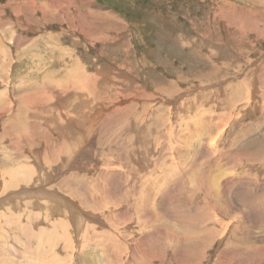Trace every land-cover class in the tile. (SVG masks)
I'll return each mask as SVG.
<instances>
[{"label": "rangeland", "instance_id": "1", "mask_svg": "<svg viewBox=\"0 0 264 264\" xmlns=\"http://www.w3.org/2000/svg\"><path fill=\"white\" fill-rule=\"evenodd\" d=\"M262 68L264 0H0V113L4 111L0 114V170L6 174L24 167V163L52 161L60 154L59 150H65L64 144H77L82 140V134L84 140L85 137L88 139V129L96 123L103 134L92 127V133L97 136L87 146L85 161L88 167L96 164L92 171L96 175L105 171L110 158L127 164L132 151L140 147L135 140L129 139L128 129L134 138L140 133L145 137V130L154 133L164 130L161 134L164 137L153 139V150L146 149L142 160L155 162L152 157L156 150L169 162L176 161L179 155L174 147L178 145L177 140L171 139L165 128L171 111L177 115L191 107L189 115L193 116L213 107L214 100L224 104L244 103L250 90L256 86L264 88L260 86L264 85ZM85 78L88 81H84ZM226 96L228 99H224ZM250 97L254 95L250 94ZM255 97L259 107L254 109L249 103L247 112L231 110L229 127L224 125V134L215 142L214 163H201L206 169L217 167L218 170L211 173L213 180L207 184L211 190L206 187L212 198H215L218 181L225 178L221 169H226L229 174L228 192L220 193L218 199L221 225L204 218L207 217L206 209L213 207L207 200L194 204V200L183 199L186 204L182 205L175 201L180 197L179 193L193 183L182 177L178 185L168 187L166 199L161 204L155 205V202L153 209L160 217L156 223L167 231L166 237L170 232L176 238L184 237L186 243L176 244L168 237L166 240L171 242L158 246L160 257L154 256L152 261H155L150 264H264V105L260 107L264 97L261 94ZM128 100L130 102L126 103ZM118 106L120 109L116 108ZM223 110L219 111L224 113ZM74 111L80 112V120L74 126L66 125ZM61 113H66V118H61ZM172 119L173 124L178 123ZM221 119L220 115L205 127L204 138L199 136L189 147H183V158H179L183 164L192 161L189 164L197 166L200 161L210 160L207 153L202 154L199 150V138L205 143L215 137L217 132L212 129ZM12 120L13 123L18 120L13 127ZM82 145L85 146V142ZM149 146L147 144V148ZM48 155L52 159L47 160ZM242 159L250 162L245 163V169L242 170L240 165L238 170L235 168L237 160ZM139 170L140 167L130 173L135 184L139 179L145 181L155 174L142 175ZM203 172L207 173L205 169ZM195 174L197 176V172ZM96 175L84 171L80 175L83 176L81 181L80 177L75 180L70 177L72 190L66 188L65 196L80 207L91 203L92 194L101 199L103 192L93 183L103 186L105 181ZM55 177L52 176V186L59 181ZM215 184L217 188L212 190ZM65 185L69 187L68 183ZM38 187L34 193L39 192ZM4 188L0 190V200L5 198ZM57 188L59 186H53L56 191ZM119 192L126 194L124 190ZM132 192L128 198L130 204L123 198L124 205L120 208L123 199L119 197L121 200L116 201L117 208L121 209L117 218L124 219L122 211L126 204L134 205ZM155 192L158 197L160 191ZM201 199L198 194L196 203ZM18 203L20 208L14 207L15 212L22 210V201ZM1 205L0 208L7 211L3 207L5 204ZM139 211L138 206L139 215L135 212L133 217L137 221L131 224L140 231L136 238L144 233L141 232L144 222L138 217L142 213ZM235 214L238 215L234 219ZM60 218L65 219L62 215ZM21 221L16 223L24 226L12 235L11 219L6 222L0 218V227H5L4 234L10 232L7 234L9 246H1L4 250L1 254L17 263L27 251L37 263L42 260V255L43 259L47 258V264H55L49 261L47 253L35 248L41 245L36 234L51 227L52 216L40 218L36 225L30 224L33 235L28 237L22 229L26 227L24 218ZM5 223L10 224L9 229ZM211 228L217 232L205 235ZM120 232L115 234L116 238L135 234ZM190 237L194 239H187ZM151 239L156 242L158 237L151 235ZM107 240L100 242L98 239L97 245L88 244L85 248L82 243L73 264H146L144 261L131 262L128 258L125 262L126 253L133 252V248H126L125 244L120 257L110 254ZM157 243L162 242L160 239L151 242L150 247L155 249ZM42 245L49 248L48 244ZM59 252L62 261L68 252L66 249ZM0 264H4L2 257ZM9 264L12 263L9 261Z\"/></svg>", "mask_w": 264, "mask_h": 264}, {"label": "bare ground", "instance_id": "2", "mask_svg": "<svg viewBox=\"0 0 264 264\" xmlns=\"http://www.w3.org/2000/svg\"><path fill=\"white\" fill-rule=\"evenodd\" d=\"M262 69H264V68H262ZM84 81H88V78H85ZM81 84H82V82H81ZM81 84H79L78 87H80ZM260 86L264 87V85H260ZM255 88L256 89H254V90H250V94H253L254 97H250V94H249L248 95L249 98H247L246 101H244V103L239 104V103L234 102V103H230V104H224L221 102V100H219V101L214 100V103L212 102L211 106L215 107V109L213 107H208V109H205L203 111V113H197L196 115H194L195 113L194 114L192 113L193 116L189 115L191 112V107H189V108L187 107V109H186V107L183 106V107H185L186 110L182 111L181 109H183V108H181L180 110L183 113L179 112V114H177V115L172 110L173 112L171 111V113L168 115L167 122L165 123V128H167V133H168V135H170V138L171 139L176 138V140H177L176 144H178V145H175V146L173 145L176 149V153L179 154L178 157H176V161L169 162L168 160H166L167 158L165 157V155L158 154L156 150H155V152H153L154 157H152V158H155L154 159L155 162L149 163L150 162L149 160H147V161L142 160L143 154H146V153H144L146 149H148L150 152L153 150L152 149V143H154V142H152L153 139L155 140L156 138L160 139L161 137H164L161 135V134H163L162 131L164 132V130H162L161 132H158V133H154L152 131H149V130L146 131L145 130V133H146L145 137H142L141 136L142 133H140L138 138H134V136L130 134V129H128L127 134L130 137L129 139L135 140V143H139L140 147L138 149H134L132 151L131 157L129 156L130 158L126 157L128 159L127 164L119 163L117 160L110 158V163L109 164L106 163L105 171L96 175V173L92 172L93 170L96 169V167L93 168L96 164L92 167H88V164L85 166V161H87V150H88L87 146L90 143H92L93 139H95V137L97 136L96 133L95 134L92 133L91 129H92L93 125H91L90 129H88L89 130V132L87 134L89 136L88 139L85 137V140H84V137L82 134V136H81L82 140L81 141L79 140L77 144L74 142H71V144H69V143L64 144L65 150H63V151L59 150L60 154L57 155L58 157L53 156V157H55L53 159L51 157H49V155L46 157L47 160L52 159V161L41 162V160H39L40 164H38L36 161H33L34 164L32 163V164H27V165H25V163H24L23 164L24 167L21 166L19 169H16V170L14 169V170H12V172L9 171L6 174L0 170V190L3 186L5 187L4 191H3L5 198L3 200H0V206L2 207L1 204L4 203L5 205L3 207L5 209H7V211H3L0 208V218L2 220L5 219L6 222L9 221V218L11 219L12 233H10V232H8V233L13 235L15 232L18 231L17 228L23 227L24 226L23 224H21V223L17 224L16 222L17 221H18V223L22 222L21 220L24 218L23 223L26 225V227H24L22 229H25L24 235L27 234L26 237H28L29 235H33V234H31L32 233L31 232L32 226H29L30 224L36 225L37 222L40 220V218L48 219L49 217L52 216L51 227L48 230L41 229L36 234L38 236V239H40V241H41V242L38 241L41 245L38 244L35 248L39 249V251H41V252L43 251L44 253H47V256H49V258H48L49 261L52 260L55 262V264H73L75 256L77 255L78 251H80L82 248V243H85L84 248L88 244L90 246H95L98 243V239L100 240V242L108 239L107 242H105L106 246L108 248V251H110V254L114 255L115 257L116 256L118 257L120 254H123V248L125 247L124 244L126 245V248H127V246L132 247L133 252L128 251L126 253L127 255L125 257V262L127 261V258H128L131 262L144 261L146 264H150L151 262L155 261V260L152 261L154 256L160 257V250L158 249V246H162L163 244L166 245V243L169 244V242H171V241L168 242L166 240L168 237L170 240L175 241L176 244L186 243L185 242L186 240L184 237H177L176 238V237L172 236L170 234V232H169L168 237H166V233H165L166 230L164 229L165 227L164 226L159 227L158 223H156V221L160 220V217L159 218L157 217L158 212H156V210L154 212V209H153V205L155 204V202H156L155 205L161 204L166 199L165 193H166V190L168 189V187L171 185H178L179 182H181L182 177H186L189 181H193V183L190 185V187L188 189H185L184 192H180L179 193L180 197H178V198L176 197L175 201L177 203H181V205H182L183 203H185V201L189 202L191 200L192 201L194 200V204H199L200 202H202V201L205 202L207 200L208 202L207 201L206 202L209 203V205L213 206V207L206 209L205 213H206L207 217H204V218H207L206 221H214L216 224L221 225L220 223H222V221L219 218L221 210L219 208L220 206L218 204L219 203L218 199H219V194L222 192L225 193V191H227V187L230 186L229 185V183H230L229 174L226 171V169H221V170H224L225 178L218 181V183H219L218 188L215 187L217 183L212 187V190H213V188L214 189L217 188L216 194L213 193L215 195V198H212L206 192V187L211 190L210 185L208 186L207 184L209 183V181L213 180L211 173L215 174L218 172V170H216L217 167L206 169L207 167L204 168L201 163H206L208 165L214 163L215 156L217 155L216 150L214 149V146L216 145L215 144L216 139H218V137H220L221 134H224V131H225V130H223L224 125L225 124L227 125L229 123V118H230L229 114L233 108H234V110H242L243 112H247L245 110H246L247 105H249V103L251 104V106H253L254 109L259 107L258 101L255 99V98H257V97H255V95L261 94L264 97V88L260 89V88H257V86ZM256 92H257V94H256ZM228 97L229 96H226V97H224V99L225 98L228 99ZM190 99H191V97H190ZM193 101H195V100H193ZM128 102H130V101L129 100L126 101V103H128ZM121 103H125V102H120L119 104H121ZM194 103H196V102H194ZM176 104L177 103H175L173 105V109H174ZM185 104H187V103H185ZM263 105L264 104H262L260 107H262ZM218 106L220 107L219 109H218ZM181 107H182V104H181ZM116 108L120 109L119 106ZM205 108H207V107H205ZM177 109H179V108H177ZM198 109H197V112H198ZM192 110H193V108H192ZM219 110H223L224 113H221V111H219ZM2 113H4V111H2ZM2 113H0V114H2ZM74 113H75V111H74ZM80 115H81L80 112L75 113V114H71V117L69 115L68 120L65 119V120H67L66 125L72 124V126H74V124H76V122L80 120V119H78L80 117ZM220 115L222 117L220 123L218 124V126L216 128L212 129L213 131L217 132V135L216 136L214 135L215 137H213V138L209 137L210 139H208L205 143L203 141L201 142V140H203V139L200 140V138H199V143H200L199 150L201 151L202 154L207 153V156H209L210 160H207V162L200 161L199 165H197V166L189 164L192 161H190L188 163L186 161V163L183 164L182 160L179 159V158H183V151H182L183 147H185V149H186V146H188L190 143L193 144L194 140L197 141V137H199V136L203 137L202 134L204 132L205 127L208 124L215 122L216 119L220 118ZM66 116H67L66 113H61V118H66ZM172 118H175L178 121V123L177 122L176 123L180 124V125H176V123L173 124ZM232 119H230V121ZM94 120H96V119H94ZM17 122H18V120H16L13 123V120H12L11 127H13V124H15ZM184 125L186 126V128ZM93 128L97 132H100V135L103 134V132L101 131V128L99 127V123H96ZM9 130H10V128H9ZM27 133H29V131H27ZM126 139L127 138H125L124 140H126ZM150 139H152V140H150ZM84 142L86 144L85 146L82 145V143H84ZM132 142H134V141H132ZM147 144L150 145L149 148H147ZM59 145L62 146V144H59ZM86 147H87V149L85 150ZM130 148H132V147H130ZM158 155H160V157L156 158V156H158ZM43 156H45V155H43ZM108 156L109 155L107 154L106 158ZM58 160H59V162H58ZM183 160H185V158ZM199 160H201V158ZM237 161L238 162H237V165L235 168H237L238 170H239L240 165H241V168L243 170V169H245V163L250 162V160H245V159L237 160ZM124 162H125V160H124ZM138 167H140L139 171L142 172V175L148 174L149 172L155 173V174L151 178L149 177L148 179H146L145 181L143 178H141V179H139V181H137L138 183L135 184L134 178H133V180H131L130 173H133V171H137ZM204 169L207 171L206 174H205V172H203ZM84 171H88L91 174V176L96 175L98 178H102L103 181H105V183L103 184V186L100 183H93L95 186H98L100 191L103 192V196L101 199L99 198L100 196L98 197V196H95L93 194L92 195L89 194V195H91L90 196V202L91 203L90 204L84 203L85 205L84 206L81 205L82 207H80L78 205L79 203L77 205H75L71 199H69L68 197L65 196V194L67 191L66 188H69L70 191L72 190V184L70 185L68 179L70 177H72L75 180L76 177L77 178L80 177L79 180L81 181L83 179V176H80V175ZM196 172H197V176L195 174ZM12 174H14V175H12ZM137 174H138V172L135 173V175H137ZM54 175L56 176L55 179L57 181L59 180L57 182V184H53L54 187L59 186V188H57V191L53 189V186L51 183L54 180L52 178V176H54ZM170 175H171V177H169ZM126 176H127V179L125 178ZM111 177L116 179L117 182L115 180L111 179ZM169 178H170V180L171 179H173V180L169 181ZM4 180H5V182H4ZM3 182H4V184H3ZM213 182H215V181H213ZM66 183L69 184V187L67 185H65ZM114 183H115V185H117V187L114 185ZM143 184H144V186H143ZM1 185H3V186H1ZM38 185H39V187H38L39 192L34 193L35 188ZM218 189H219V192H218ZM120 190H124L126 194H121L119 192ZM131 191H133L132 196H135V197H132V198H134V200H131L132 204L134 203L135 206L134 205H132V206L128 205V204H130V200H128V198L130 199ZM155 191H160L159 192L160 195L158 197H157V193ZM193 191H194V193L189 196V193L193 192ZM211 193H212V191H211ZM198 194H200L202 199H201V201L196 203L197 202L196 197ZM1 195L2 194H0V196ZM96 195H98V194L96 193ZM214 195H213V197H214ZM119 197L122 199L124 198L125 201L129 202L128 204H126L124 206L123 211H122V217L124 219H119L116 217V216H120V215H118L121 211V209H119V207L122 208L124 205L123 204L124 199H123L122 204L117 208V206L119 205L117 202L119 200H121V199H119ZM19 201H22V205H21V206H23L22 210L18 209L17 212H15L14 207L18 208L20 206L18 203ZM92 206L94 207L93 208L94 210L96 209L97 213H96V211H94L92 209ZM138 206L140 207V211L142 212L141 215L138 217H142V221L144 222V223H142V224H144V226L141 228V232L143 231L144 233L142 234L143 236L136 238L138 235V232L140 233V231H137L135 229L136 225L133 227L131 224L133 221L134 222L137 221V220L135 221L133 219V217L135 215V212H136V214H138L137 213L138 212ZM32 209H35L37 211L33 212ZM89 209H90V211H89ZM61 215L66 220L61 219L60 218ZM237 215L234 216V219H235V217H237ZM243 215H245V214L243 213ZM16 216H18V217H16ZM20 217H21V220H20ZM128 219L130 221H128ZM135 219H138V218H135ZM118 221H119L118 226H116L115 222H118ZM138 223H140V222H138ZM5 225L9 229L10 224L8 225L7 223H5ZM72 227H73V231H72ZM137 227H139V226H137ZM4 229H5V227H4ZM4 229H3V227H0V248H1V246L3 248H5L6 246H9L8 236H7L8 233L7 234L5 233L6 234L5 235L4 234L5 231H3ZM113 230H116V231L114 232ZM120 230L126 232L127 234L129 232H131V233L135 232V234L131 235V236L130 235L125 236L123 239H122V237L120 239L119 236L116 238L115 234H117L118 231L120 232ZM209 230H211L210 233L205 232V235L210 236L213 232H217V231H215V228L214 229L211 228ZM221 231H220V233H221ZM6 232H7V230H6ZM99 232H101V234H99ZM120 234H121V232H120ZM151 235H155L156 237H158L157 240L160 239V241L162 242L161 244L157 243L158 245H157V247H155V249L150 247V246H151V242L156 243L157 240H156V242H154L155 240L153 241L151 239ZM100 237H102L103 239ZM207 238H208V236H207ZM187 239L191 240L194 238L190 237ZM74 240H76L77 242L75 243ZM9 241L11 242L10 239H9ZM192 241H190V242H192ZM43 243L48 244L49 248L43 247V245H42ZM78 243H79V245H78ZM170 245H172V243ZM107 248H104V249H107ZM7 249H5V250H7ZM62 249H66V251L68 253H67V257L65 259L63 258L61 261L59 250H62ZM2 250L0 249V251H2ZM16 251H17V249H16ZM151 251H155V253H153ZM34 252H38V251H34ZM91 253H93V252H91ZM19 254H20V252H19ZM22 254H24L25 257L22 259V261L20 260V262L18 260L17 263L13 262L11 260V258L8 257L7 255H5V256L2 255L1 252H0V257L3 258L4 264H9V261L12 264H15V263L16 264H18V263L19 264H27V263L28 264H47L46 263L48 261L47 258L44 257V259H43L42 255L40 256V258L42 260H38L39 263H37L35 261V258H33L34 256L33 255L29 256L27 251L23 252ZM39 254H40V252H39ZM8 255H9V252H8ZM11 255H13L12 252H11ZM174 255H175V253H174ZM92 256H93V254H92ZM26 259H28V260L26 261Z\"/></svg>", "mask_w": 264, "mask_h": 264}]
</instances>
